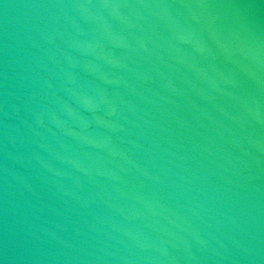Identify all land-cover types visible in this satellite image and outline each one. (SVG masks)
Masks as SVG:
<instances>
[{
	"label": "water",
	"instance_id": "obj_1",
	"mask_svg": "<svg viewBox=\"0 0 264 264\" xmlns=\"http://www.w3.org/2000/svg\"><path fill=\"white\" fill-rule=\"evenodd\" d=\"M0 264H264V0H0Z\"/></svg>",
	"mask_w": 264,
	"mask_h": 264
}]
</instances>
